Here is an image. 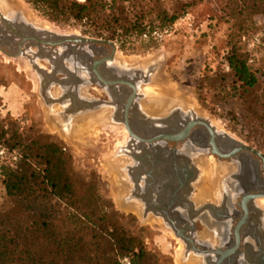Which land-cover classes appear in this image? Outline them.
Returning a JSON list of instances; mask_svg holds the SVG:
<instances>
[{"label": "rangeland", "instance_id": "374dc122", "mask_svg": "<svg viewBox=\"0 0 264 264\" xmlns=\"http://www.w3.org/2000/svg\"><path fill=\"white\" fill-rule=\"evenodd\" d=\"M121 6L136 25L133 34L122 36L118 31L112 41L117 46L114 65L145 72L152 69L150 83L139 85L142 112L150 118L167 116L176 108L192 112L217 132L264 156V14L243 0H160L158 8L155 0H133ZM158 9L180 17L165 26ZM0 11L12 17L18 14L38 29L95 38L90 34L95 26L72 19L55 20L37 0H0ZM234 45L260 81L248 92L228 65ZM36 62L47 70L52 68L48 61ZM41 85V77L27 58L7 57L0 51V126L17 130L24 137L45 136L62 145L73 158L75 173L85 182L96 174L102 201L111 204L121 226L142 241L150 264H199L195 255H186V243L170 225L145 214L141 202L131 201V142L114 114L115 107L67 120L66 111L71 108L67 90L51 85L48 95L58 101L53 103L44 96ZM84 92L91 101L113 102L100 85L90 84ZM0 145L10 151L1 141ZM202 162L194 193L197 202L205 203L212 196V186L220 183L216 175L222 173L213 157ZM4 194L0 181V210L5 207ZM259 205L264 208V199ZM120 262L131 264L129 258Z\"/></svg>", "mask_w": 264, "mask_h": 264}, {"label": "trees", "instance_id": "16d2710c", "mask_svg": "<svg viewBox=\"0 0 264 264\" xmlns=\"http://www.w3.org/2000/svg\"><path fill=\"white\" fill-rule=\"evenodd\" d=\"M126 1L133 0H37L51 18L91 24L95 26L92 37L109 41L118 31L122 36L134 32L136 22L121 6ZM159 1L155 0L156 8ZM243 1L264 14V0ZM159 15L165 26L180 17L163 10ZM227 61L245 91L259 86L235 45ZM0 141L19 156L2 172L6 201L0 210V264H121V258H129L131 264H150L142 241L127 232L112 205L102 201L97 175L88 182L79 178L65 147L45 136L24 137L1 126Z\"/></svg>", "mask_w": 264, "mask_h": 264}, {"label": "flooded vegetation", "instance_id": "af4514ba", "mask_svg": "<svg viewBox=\"0 0 264 264\" xmlns=\"http://www.w3.org/2000/svg\"><path fill=\"white\" fill-rule=\"evenodd\" d=\"M84 88L83 101L101 102L86 98ZM132 109L131 106L128 113L131 122L135 121ZM114 114L118 119L116 108ZM183 131L185 127L179 134ZM212 136L205 125H197L178 143L152 138H143L140 143L130 138L131 201L141 202L148 216L159 217L170 226L174 224L179 238L187 243L186 255H195L199 264H264V208L259 205L264 199L263 162L252 153L236 152L239 147L225 139L215 137L214 148ZM198 149L204 152L195 154L193 151ZM215 149L231 157L221 159L212 155ZM135 155L142 157V162L134 159ZM210 157L222 174L216 175L220 183L212 186L211 198L201 203L195 201L194 193L199 164ZM212 187L208 183L207 190Z\"/></svg>", "mask_w": 264, "mask_h": 264}, {"label": "water", "instance_id": "95a60500", "mask_svg": "<svg viewBox=\"0 0 264 264\" xmlns=\"http://www.w3.org/2000/svg\"><path fill=\"white\" fill-rule=\"evenodd\" d=\"M13 16L4 15L0 11V51L7 57L27 58L42 79L41 88L44 96L49 97L53 103L58 101L48 95L51 85H61L63 89H67L69 93L67 98H70L71 101V108L66 111L68 118L71 119L75 115H83L82 113L113 106L117 110L119 123H123L129 137L138 140L140 143L144 142L143 138L176 143L183 142L191 129L197 125H205L213 134L211 144L214 148H216L215 137L225 139L228 144L239 147L236 152L243 151L245 154L252 153L258 156L263 162L264 169V156L259 151L235 141L227 134L217 132L210 123L196 117L192 112L183 114L180 108H176L166 117L150 118L145 115V111L142 112L141 104L137 102L138 90L142 81L146 84L150 83L149 76L152 74L150 72L152 69L145 72L114 65L117 46L112 41L79 35H62L38 29L25 22L20 15L13 14ZM36 59L48 61L52 66L51 70L39 66ZM100 67L101 70H99ZM58 74L64 75V78H57ZM70 84L72 87L68 88ZM90 84L104 87L113 102L104 104L103 102L86 103L83 101L81 90ZM127 94H129L128 99ZM131 96L135 98L134 103H132ZM131 106L135 118L133 122L128 118ZM184 127L183 138H168V136L179 135V130ZM163 135L166 138H162ZM193 152L199 154L204 151L198 149ZM133 154L137 153L134 152ZM211 154L221 159L231 157V155H222L216 149L212 150ZM133 158L139 162H142L143 159L138 155L133 156ZM171 227L177 233V237H180L176 226L171 224ZM184 242L186 243V241Z\"/></svg>", "mask_w": 264, "mask_h": 264}, {"label": "built area", "instance_id": "2783aa9c", "mask_svg": "<svg viewBox=\"0 0 264 264\" xmlns=\"http://www.w3.org/2000/svg\"><path fill=\"white\" fill-rule=\"evenodd\" d=\"M79 2H85V0ZM18 159L19 156L15 151H8L6 148L0 145V181L2 180L3 169L13 166L18 161Z\"/></svg>", "mask_w": 264, "mask_h": 264}, {"label": "bare ground", "instance_id": "6f19581e", "mask_svg": "<svg viewBox=\"0 0 264 264\" xmlns=\"http://www.w3.org/2000/svg\"><path fill=\"white\" fill-rule=\"evenodd\" d=\"M80 1H83V0H80ZM99 70H101V67L99 68ZM131 99H133V101H132V103H134V101H135V98H132V96L130 97ZM66 117V119L68 120H70V118H68L67 116H65ZM122 125H123V123H122ZM123 133V132H122ZM125 133V132H124ZM183 134H184V132L183 133H181V134H179V135H175V136H168V138H177V137H184L183 136ZM125 135V134H124ZM127 135V134H126ZM124 137H126V136H124ZM162 138H166V136L165 135H163L162 136ZM212 164V163H211ZM214 167H215V165H214ZM215 169V168H214ZM196 201V200H195ZM263 205V204H262Z\"/></svg>", "mask_w": 264, "mask_h": 264}]
</instances>
